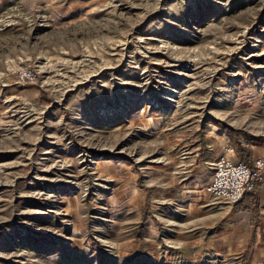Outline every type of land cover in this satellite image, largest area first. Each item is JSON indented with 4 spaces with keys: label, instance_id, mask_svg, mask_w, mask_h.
Wrapping results in <instances>:
<instances>
[{
    "label": "rangeland",
    "instance_id": "rangeland-1",
    "mask_svg": "<svg viewBox=\"0 0 264 264\" xmlns=\"http://www.w3.org/2000/svg\"><path fill=\"white\" fill-rule=\"evenodd\" d=\"M3 6L0 264H253L166 199L264 138V0Z\"/></svg>",
    "mask_w": 264,
    "mask_h": 264
},
{
    "label": "crops",
    "instance_id": "crops-1",
    "mask_svg": "<svg viewBox=\"0 0 264 264\" xmlns=\"http://www.w3.org/2000/svg\"><path fill=\"white\" fill-rule=\"evenodd\" d=\"M7 3L8 0H0V15ZM11 82L14 84V80ZM225 145L235 149L225 139L219 143V151ZM239 147L233 156L235 162L245 160L251 164L255 159L264 157V138L251 139ZM212 177L213 172L195 175L193 181L171 190L175 198L166 199V202L174 201L170 205L175 207L174 225L198 230L192 238H198L199 243H208V248L218 258L227 260L236 254H243L245 261L252 260L253 264H257L264 257V185L249 193L238 205L227 206L206 193ZM167 219L172 218L167 215Z\"/></svg>",
    "mask_w": 264,
    "mask_h": 264
},
{
    "label": "built area",
    "instance_id": "built-area-1",
    "mask_svg": "<svg viewBox=\"0 0 264 264\" xmlns=\"http://www.w3.org/2000/svg\"><path fill=\"white\" fill-rule=\"evenodd\" d=\"M35 75L30 69L20 68L17 84L33 83ZM235 149L230 145L221 148L212 164V182L205 191L213 199L224 202L227 206H236L245 197L264 185V157L253 163L235 162Z\"/></svg>",
    "mask_w": 264,
    "mask_h": 264
},
{
    "label": "trees",
    "instance_id": "trees-1",
    "mask_svg": "<svg viewBox=\"0 0 264 264\" xmlns=\"http://www.w3.org/2000/svg\"><path fill=\"white\" fill-rule=\"evenodd\" d=\"M227 130L229 131V132H232V135H234V137H236V135L238 134V133H235L236 131H234L233 129H231V128H229V127H227ZM235 139V138H234ZM243 151V150H242ZM244 152V151H243ZM242 162H244V163H246V164H249L247 161H245V160H243Z\"/></svg>",
    "mask_w": 264,
    "mask_h": 264
}]
</instances>
